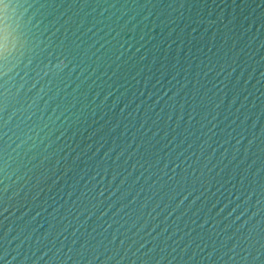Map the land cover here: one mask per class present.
I'll return each instance as SVG.
<instances>
[{"label":"water","instance_id":"1","mask_svg":"<svg viewBox=\"0 0 264 264\" xmlns=\"http://www.w3.org/2000/svg\"><path fill=\"white\" fill-rule=\"evenodd\" d=\"M0 264H264V0H0Z\"/></svg>","mask_w":264,"mask_h":264}]
</instances>
